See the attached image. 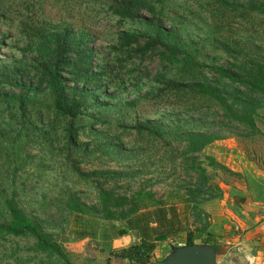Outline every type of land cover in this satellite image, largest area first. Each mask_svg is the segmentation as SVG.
<instances>
[{
  "label": "trees",
  "instance_id": "obj_1",
  "mask_svg": "<svg viewBox=\"0 0 264 264\" xmlns=\"http://www.w3.org/2000/svg\"><path fill=\"white\" fill-rule=\"evenodd\" d=\"M51 1L91 5L112 24L110 49L123 74L111 61L94 64L87 31L31 13L19 20L22 59L0 65V264H71L47 229L50 219L62 225L59 234L72 219L119 223L121 234L137 241L112 256L166 264L152 253L156 243L184 232L176 205L191 219L184 245L192 246L193 234L206 230L196 225L197 201L224 192L216 181L208 184L206 166L214 179L238 176L202 151L231 131L261 135L255 117L264 104V54L256 39L264 0ZM8 8L0 0V18ZM145 61L157 63L155 74L145 75ZM135 80L143 82L131 101L107 98V90ZM180 103L187 119L137 115L153 108L157 116ZM208 125L214 132L204 130ZM167 171L191 180L185 193L171 183L172 193L157 197L149 183ZM146 175V185L136 184Z\"/></svg>",
  "mask_w": 264,
  "mask_h": 264
},
{
  "label": "rangeland",
  "instance_id": "obj_2",
  "mask_svg": "<svg viewBox=\"0 0 264 264\" xmlns=\"http://www.w3.org/2000/svg\"><path fill=\"white\" fill-rule=\"evenodd\" d=\"M3 1L9 7V12L3 18H0V65L22 59L23 53L21 51L24 49V39L20 34L19 20L24 18L28 13H31L57 25H69L73 30L78 31V29H83L87 31L93 38L92 50L97 54L94 64H98L101 61H111L115 65L113 66L120 70L118 74H123L120 66L115 64V61H117L116 54L110 49L111 43L115 38V30L112 28V24L107 23L102 17L95 14L96 12L91 5L83 3L62 4L61 2L55 3L51 0ZM256 42L261 44V54H264V25L261 26L257 34ZM127 65H129V62L122 63V68H124L122 71L125 72ZM141 69L145 71V75L151 76L156 72L157 63L155 61H145ZM123 80L125 83V77ZM142 82L143 80H135L136 85L127 82L125 87L124 85L120 86L118 90L109 89L106 92L107 98H110L113 102L131 101L138 93L136 86H139ZM180 104L168 107L166 111L164 108H161L158 110L157 116L154 115L156 113L153 108H141L137 112V115L140 118H158L163 113H179L181 117L187 119L190 115V112L188 114L189 110L186 109L187 105ZM255 126L261 135L243 138L240 136L239 131H231L224 134L227 136L226 138L214 141L200 154L201 157L215 159L238 176L232 177L226 174H219L214 179V170L206 166L207 175L210 178L208 184L214 186V181H216L224 192L221 199H211L202 203L197 201V209L200 213L198 217L199 221L196 225L197 227H206V230L205 233H197V237L193 236V245L201 247L215 246L216 243L226 240L228 235L236 236L240 234V230L236 224L238 230H234L233 226L229 230V225L224 220L226 218V204L227 201L233 202L235 200L237 203H240L242 199L240 195L247 194L245 190L247 187L245 177L250 174V168L252 171L256 170L264 174V104L256 113ZM204 130L214 132V125L205 126ZM81 139L84 140L83 137ZM30 153L35 154L33 151H30ZM26 154L31 155L28 152ZM206 164V161H204V165ZM149 178L150 175H146L145 178L136 184L146 185L143 181ZM155 181L149 183L152 185L151 189L156 193L157 197H162L163 199L172 193L173 186L175 185L182 186L180 193H185L188 187L187 184L191 182L185 175L171 174L170 171L157 178V182ZM171 183H173V186H170ZM75 188L79 190L78 193L83 201H86L88 204L94 203L93 197L89 193H84V189L81 186H76ZM209 195H214V192H209ZM175 208L179 212L178 219L185 221V217L182 215V205H176ZM175 223H177V220ZM61 226V224L56 226L55 222L50 219L47 229L54 235V239L58 237V242L71 264H106L107 261H109V264H129L125 260L112 256V254L119 253L121 249L137 241L133 233L126 232L124 235L121 234L123 227L121 224L112 222L106 226H102L100 221L93 219L77 221L72 219L64 234H59ZM213 230L214 234H211L212 236H209V238L208 233ZM88 235L89 237L86 238ZM208 238L211 239L210 245L204 243ZM185 242V231L169 235L166 242L156 243L152 253L153 261H165L172 254V249L186 247L184 245ZM110 251L112 254L109 253ZM245 263L246 260L241 254L238 264Z\"/></svg>",
  "mask_w": 264,
  "mask_h": 264
},
{
  "label": "crops",
  "instance_id": "obj_3",
  "mask_svg": "<svg viewBox=\"0 0 264 264\" xmlns=\"http://www.w3.org/2000/svg\"><path fill=\"white\" fill-rule=\"evenodd\" d=\"M251 171L250 168V174L245 177L247 194L240 195V203L235 200L227 201L226 204L224 220L229 225L227 227L229 230L233 227L234 230L239 228L240 234L228 235L223 242L210 246L215 251V264H238L241 254L246 260L245 264H264V174L256 170ZM182 215L185 217L182 228L186 233L192 229L191 220L185 212H182ZM209 233L214 234V230ZM196 235L197 233L193 234L194 237ZM217 251L221 253L220 258Z\"/></svg>",
  "mask_w": 264,
  "mask_h": 264
},
{
  "label": "water",
  "instance_id": "obj_4",
  "mask_svg": "<svg viewBox=\"0 0 264 264\" xmlns=\"http://www.w3.org/2000/svg\"><path fill=\"white\" fill-rule=\"evenodd\" d=\"M166 264H215V251L210 246H186L172 249L165 259Z\"/></svg>",
  "mask_w": 264,
  "mask_h": 264
}]
</instances>
